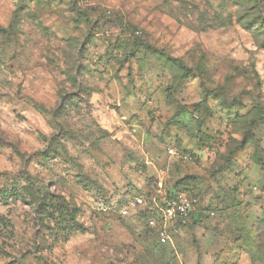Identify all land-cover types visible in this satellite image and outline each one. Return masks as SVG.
Segmentation results:
<instances>
[{
  "label": "rangeland",
  "instance_id": "rangeland-1",
  "mask_svg": "<svg viewBox=\"0 0 264 264\" xmlns=\"http://www.w3.org/2000/svg\"><path fill=\"white\" fill-rule=\"evenodd\" d=\"M0 264H264V0H0Z\"/></svg>",
  "mask_w": 264,
  "mask_h": 264
},
{
  "label": "built area",
  "instance_id": "built-area-1",
  "mask_svg": "<svg viewBox=\"0 0 264 264\" xmlns=\"http://www.w3.org/2000/svg\"><path fill=\"white\" fill-rule=\"evenodd\" d=\"M191 210V204L184 195H177L166 199L161 212L167 220L181 219L186 217ZM154 220H149V224L154 226ZM165 232L160 233V238L162 241H165Z\"/></svg>",
  "mask_w": 264,
  "mask_h": 264
},
{
  "label": "trees",
  "instance_id": "trees-1",
  "mask_svg": "<svg viewBox=\"0 0 264 264\" xmlns=\"http://www.w3.org/2000/svg\"><path fill=\"white\" fill-rule=\"evenodd\" d=\"M171 197H174V196H171ZM171 197H169V198H171ZM169 198H168V199H169Z\"/></svg>",
  "mask_w": 264,
  "mask_h": 264
}]
</instances>
